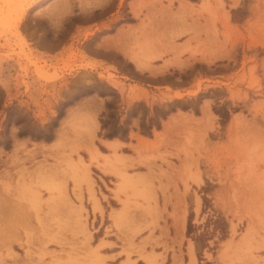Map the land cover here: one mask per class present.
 Wrapping results in <instances>:
<instances>
[{"label": "rangeland", "instance_id": "rangeland-1", "mask_svg": "<svg viewBox=\"0 0 264 264\" xmlns=\"http://www.w3.org/2000/svg\"><path fill=\"white\" fill-rule=\"evenodd\" d=\"M190 1L0 0V264H107L98 250L115 242L120 264H264V0ZM106 100L128 141L100 131ZM109 140L133 181L119 191L88 150L111 154Z\"/></svg>", "mask_w": 264, "mask_h": 264}, {"label": "crops", "instance_id": "crops-1", "mask_svg": "<svg viewBox=\"0 0 264 264\" xmlns=\"http://www.w3.org/2000/svg\"><path fill=\"white\" fill-rule=\"evenodd\" d=\"M183 1H185V2H191L190 0H183ZM114 142L115 140H109V143L110 142ZM121 141V140H120ZM125 143V142H124ZM100 153H102V152H100ZM103 179V178H102ZM95 191H96V195H97V189H95ZM187 196V195H186ZM184 197V226H183V231H182V233H180L179 234V236L177 237V240H179V243H177V244H174V246H173V248L176 250L177 248H178V246L179 245H183V243H185V241H184V239H185V233H184V231H185V223H186V215H187V211H188V207H189V205H188V202H187V197ZM98 199H99V207H101V209H102V211H104V213H105V207H104V205H103V203H102V201H101V199L99 198V196L97 197ZM74 203H75V205L76 206H79L80 205V202L78 201V202H76V201H74ZM91 203V202H90ZM20 205V204H19ZM83 206V205H82ZM91 207H92V203H91ZM177 207H179V204H177ZM83 208H84V206H83ZM169 208H170V206L169 205H167L166 206V211H169ZM182 208H183V206H182ZM85 209V208H84ZM114 209L115 210H118L119 209V206H116V207H114ZM182 210V209H181ZM69 211H72V212H74L75 213V215H76V217H77V222H78V224L80 223L81 225H80V228H83V226L86 224L85 223V213H84V211H81V214H80V216H79V214H78V210H74V209H70ZM93 211V210H92ZM95 212H97V213H95ZM95 212H93V213H95V214H92L91 213V211L89 210V209H87V224L89 225V224H92V225H94V230L93 231H98L100 228L101 229H103L104 228V224H103V219H104V216H101V214L99 213L100 211H95ZM177 213H178V211H177ZM78 217H80V219H78ZM165 217H166V214L165 213H162L161 214V220L160 221H158V224L159 225H163V220H165ZM0 229H3L2 227H0ZM167 231H168V233L170 234L171 233V229L168 227L167 228ZM158 234V229H156V231H155V235H157ZM91 239V238H90ZM92 239H94V235L92 234ZM104 241H107V242H115V240L114 239H110V238H106V239H103ZM168 245H169V243H168ZM187 245H188V242H186L185 243V247H187ZM8 246H11V248L13 249L14 248V245H11V244H9ZM7 246V247H8ZM90 246L91 247H94L95 245H93V244H90ZM117 246H119V244L117 243V242H115V245H112L111 244V246H102L100 249H101V251H100V249L98 250V253H99V255H101V257H103L104 259L106 258V257H109V258H111V259H108L107 260V264H120L121 262H123L124 261V259L125 258H123L124 256L122 255V254H120V253H122V251L117 247ZM192 249H193V251H192ZM195 245L192 243V248L190 249V254H194V256H195ZM150 250H147V252H149ZM163 251V247L162 246H157L156 248H154L153 249V254H151L149 257L152 259V260H157V258L159 257L158 255L160 254L161 255V253H159V252H162ZM101 252V253H100ZM169 252H170V250L168 249L167 251H166V253H165V259H166V257L169 255ZM182 257V260H183V262H185V260H184V256L182 255L181 256ZM134 257H131L130 259H133ZM112 260V261H111ZM178 260V259H177ZM138 259L136 258V260H135V262H134V264H137L138 263ZM65 263H67V262H65ZM65 263H63V264H65ZM105 264H106V261H105Z\"/></svg>", "mask_w": 264, "mask_h": 264}, {"label": "bare ground", "instance_id": "bare-ground-1", "mask_svg": "<svg viewBox=\"0 0 264 264\" xmlns=\"http://www.w3.org/2000/svg\"><path fill=\"white\" fill-rule=\"evenodd\" d=\"M127 55L134 62L139 63L138 61H140V60H138L139 58H137L135 55H133L131 53H127ZM81 109H82V105L81 104L78 105V106H76V107H73V108H70L69 109V112L67 114V117L62 121V125H61V127L59 128V130L57 132V136L50 143H47V145H45L46 147H48L47 149H55L59 145V143L61 141V137H62V133H63L64 127H65V123L68 121L69 118L74 117V115H78V113L80 112ZM84 117H81V118H83L82 128H83L84 132L86 131L85 128H87V130H89L90 128H92L91 125H94V127H95V125H97V122L96 121L93 120L94 121L93 122L90 118H88V120L85 121V118ZM172 117H174V116H172ZM172 117H171V119L177 118V117H174V118H172ZM86 133H87V135H89L87 131H86ZM116 144H117V141H114V142L112 141V142H110V143L107 144L108 147L110 149H112V153L111 154L100 153L96 149V147H94V146L88 147V150H89V154H90V159L93 160V161H97V166H98V168L100 169L101 172L106 173V174H117V175H120L121 176V181L117 185L118 186L117 187V190L119 191L122 188V185H124L125 183H128V181H131V179L126 178V176H128V175H126V176L121 175V173H119V171H117V169L115 170V169L112 168V167L115 166L116 163L122 162L121 158H119V156L115 152ZM134 149L137 152L138 151V146L135 147ZM122 163L125 164V162H122ZM71 164L74 167H76L77 165H78L77 167H79V166H81V165H83L85 163H83L82 160L79 159L77 162H74V163H71ZM131 164L132 163H129V165H131ZM1 175H2V173L0 172V180H1ZM132 182L133 181H131V183ZM118 191H117V193H118ZM197 202H199V201L197 200ZM121 210H124V209H121ZM116 214H117V212H116ZM178 223H179V221H178ZM180 225H181V227H183V223L180 224ZM191 258H192L193 261L195 260L194 259V254H191Z\"/></svg>", "mask_w": 264, "mask_h": 264}, {"label": "trees", "instance_id": "trees-1", "mask_svg": "<svg viewBox=\"0 0 264 264\" xmlns=\"http://www.w3.org/2000/svg\"><path fill=\"white\" fill-rule=\"evenodd\" d=\"M192 1H195V0H192ZM129 65H131V64H129ZM174 74L176 75L177 74V71H175ZM99 94L102 95L101 93H99ZM69 104H71V102L64 103V106H67ZM111 108H112V102L110 100H106L105 101V109H107L108 112L105 113L104 111H102L100 113V115H99L100 131L107 129L105 131V133L103 134V136L106 137V138L112 139L114 137H117V138H119L122 141H128L129 137H128V128L127 127H125L124 125L120 124L118 120H116L114 122V124L111 125L110 118L113 116L112 112L110 111ZM181 108L185 109L186 107L185 106H182ZM174 110H175L174 108H171V109H169L167 111H161L160 115H161V117L163 119H165L166 116L170 112H172ZM217 113L223 119L222 122H224L225 120H227V118H228V112L226 110H224L222 113H220V112H217ZM63 114H64L63 113V109H60L58 111V114H57V117H56V121H54L52 123V126L53 127H56L57 126V120L59 118H61V116H63ZM105 115H106V117H105ZM133 116H135V114ZM153 128H155L157 130L161 128V123H160L159 120H155V122L153 124H149V125L145 124L144 122H140V124H139V129L143 133L151 134V131H152ZM19 135L21 136L23 134L22 133H19ZM36 138H40V137H36ZM43 138L46 141H51L53 137H52L51 134H47ZM4 148L5 149H9L10 148L9 144H5L4 145ZM191 215H192V213L189 212L188 219H187V225H186V234H189V232H190Z\"/></svg>", "mask_w": 264, "mask_h": 264}]
</instances>
